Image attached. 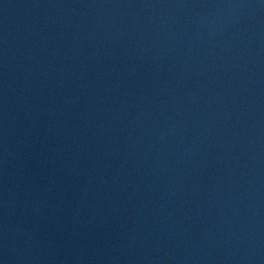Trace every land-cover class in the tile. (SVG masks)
Returning <instances> with one entry per match:
<instances>
[{"label":"water","instance_id":"95a60500","mask_svg":"<svg viewBox=\"0 0 264 264\" xmlns=\"http://www.w3.org/2000/svg\"><path fill=\"white\" fill-rule=\"evenodd\" d=\"M0 264H264V0H0Z\"/></svg>","mask_w":264,"mask_h":264}]
</instances>
